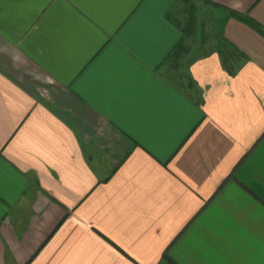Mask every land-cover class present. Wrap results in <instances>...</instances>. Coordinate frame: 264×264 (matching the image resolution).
Returning <instances> with one entry per match:
<instances>
[{
	"label": "crops",
	"instance_id": "obj_1",
	"mask_svg": "<svg viewBox=\"0 0 264 264\" xmlns=\"http://www.w3.org/2000/svg\"><path fill=\"white\" fill-rule=\"evenodd\" d=\"M175 1L0 0V264H264V0Z\"/></svg>",
	"mask_w": 264,
	"mask_h": 264
},
{
	"label": "trees",
	"instance_id": "obj_2",
	"mask_svg": "<svg viewBox=\"0 0 264 264\" xmlns=\"http://www.w3.org/2000/svg\"><path fill=\"white\" fill-rule=\"evenodd\" d=\"M188 1V5L186 6V8H183V10L186 11V9L190 12V20L187 21V23L185 24V34H191L192 32V27L194 26V11L196 10V5L194 0H187ZM214 6H219L215 3H213ZM223 9H225L227 11V15L224 16V19L227 18L228 16H232L244 23H246L247 25L251 26L252 28H254L258 33H260L263 37H264V26L261 25L258 21L252 19L251 17H249L246 14L237 12L235 10L229 9L227 7H222ZM222 20V21H223ZM194 22V23H193ZM219 35L222 37V32L221 29L219 31Z\"/></svg>",
	"mask_w": 264,
	"mask_h": 264
},
{
	"label": "rangeland",
	"instance_id": "obj_3",
	"mask_svg": "<svg viewBox=\"0 0 264 264\" xmlns=\"http://www.w3.org/2000/svg\"><path fill=\"white\" fill-rule=\"evenodd\" d=\"M187 5H188V1L187 0H176L175 1V5L173 6V10H174V12L178 11V10H181L183 8H186ZM194 5H196V4H194ZM194 14L197 17L198 14H201V9H196L194 11ZM181 15L184 17L185 22L190 20V12L187 9H186V11L184 10L183 14H181ZM205 16H206L205 18L208 19L211 23H213V26H214V20L215 19L213 18V15H211L209 13H206Z\"/></svg>",
	"mask_w": 264,
	"mask_h": 264
}]
</instances>
